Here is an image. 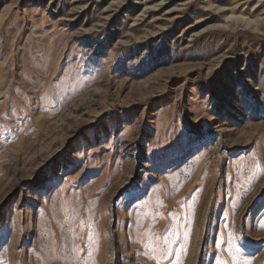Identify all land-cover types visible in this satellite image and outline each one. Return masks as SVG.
Instances as JSON below:
<instances>
[{
  "label": "rangeland",
  "instance_id": "374dc122",
  "mask_svg": "<svg viewBox=\"0 0 264 264\" xmlns=\"http://www.w3.org/2000/svg\"><path fill=\"white\" fill-rule=\"evenodd\" d=\"M0 264H264V0H0Z\"/></svg>",
  "mask_w": 264,
  "mask_h": 264
}]
</instances>
